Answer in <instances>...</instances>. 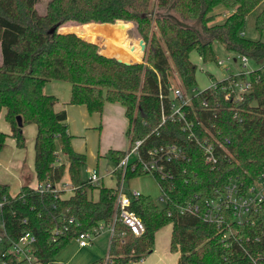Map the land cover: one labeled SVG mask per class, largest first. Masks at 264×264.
I'll use <instances>...</instances> for the list:
<instances>
[{"label": "trees", "instance_id": "16d2710c", "mask_svg": "<svg viewBox=\"0 0 264 264\" xmlns=\"http://www.w3.org/2000/svg\"><path fill=\"white\" fill-rule=\"evenodd\" d=\"M38 1L0 0V114L5 111L11 126V134L0 129V150L6 146L8 136L15 138L19 148H25L23 127L35 124L37 179L53 183L67 179L74 189L68 197H55L23 184L11 199L10 185L0 183V199L10 198L5 213L12 235L33 231L37 256L53 262L80 232L100 222H110L117 210V187L81 180L80 168L86 154L72 144L74 136L69 131L66 110H56L57 97L44 92L47 81L61 80L71 84L69 103L84 104L90 113H101L106 102L121 103L128 119L130 145L145 138L142 151L176 144L186 152L184 159H175L168 165L173 178L162 180L154 174L162 185L172 186L165 206L149 194L131 197L129 209L142 219L146 231L138 237L117 222L108 249L111 264H129L152 252L157 231L168 224H172L170 249L180 253L178 264H252L245 248L253 253L264 250V203L244 224L233 221L228 213L223 228L229 225L234 231L228 245L221 240L215 223L204 220L201 214H179L177 207L194 193L201 198L213 197L232 179L250 186L264 174V71L255 69L250 73L253 87L241 101L225 99L220 87L215 97L206 90L193 96L185 107L190 119L203 120L204 124L197 127L201 137L207 134L203 133L207 126L213 131L221 130L222 139H230L228 151H219L215 168L205 163L200 147L188 139L179 121L168 119L160 124L162 105L166 112L170 111L173 80L178 79L185 91L197 86V66L190 59L193 50L199 52L203 62H215L218 57L213 43L217 41L228 51L245 54L258 63L264 61V41L241 34L246 17L264 0H49L45 13L38 11ZM154 4L159 10L178 12L185 20H199V28L182 26L168 16L158 15L153 20ZM220 5L231 13L223 22L212 24V12ZM117 20L133 22L144 39L142 62L126 64L116 58L140 59L138 45L129 49L130 56L120 44L105 45L103 53L74 44L76 39L97 48L108 32L130 28L129 24L115 23ZM68 23L84 25L63 26ZM255 23L263 33L264 8ZM109 34L128 37L123 30ZM205 98L212 108L203 107ZM236 111L239 119L234 118ZM18 116L23 126L18 125ZM110 154L119 162L125 151L111 150ZM115 174L119 184L122 178L125 181L149 173L129 166L124 173L116 169ZM95 188L99 189L97 200L90 196ZM62 212L75 221L68 222V230L52 240L57 215ZM25 217L27 224L22 222ZM103 260L89 264H102Z\"/></svg>", "mask_w": 264, "mask_h": 264}, {"label": "built area", "instance_id": "2783aa9c", "mask_svg": "<svg viewBox=\"0 0 264 264\" xmlns=\"http://www.w3.org/2000/svg\"><path fill=\"white\" fill-rule=\"evenodd\" d=\"M242 35L244 32L241 33ZM202 58V57H201ZM251 58L245 54L230 53L227 56L229 61H240L241 69H237L227 76L218 79L210 80L209 84L203 89L192 88L185 91L180 85L170 86V111L166 112L165 107L162 105V125L166 120H177L181 123L182 129L187 133L190 141L197 144L201 151L202 156L210 167L215 168L220 160V150H226L227 145L230 144V139H222L221 130L213 131L211 128L205 126L203 133L200 136V131L197 127L203 125V120L197 118L196 120L188 117L186 106L191 103L192 97L202 94L204 91H210V94L215 97L216 91L221 87L224 92L225 99H235L241 101L244 99L245 94L252 90L253 80L249 77L250 73L257 70L264 71V61L260 62L256 68L248 65ZM218 65H223L225 61L217 58L215 61ZM210 76H214L210 73ZM257 81V80H256ZM189 92V93H188ZM162 98V94H160ZM215 106H219V101H215ZM204 108L209 109L210 101L205 98L202 102ZM240 115L236 111L234 118L239 119ZM215 127V124H212ZM209 135V136H206ZM145 138H139L125 151L124 157L117 163L116 169L122 170L124 173L129 166L132 169L140 167L144 172H148L154 178V174L160 175L162 180L171 179L173 175L168 165L175 159H184L186 157L185 150L176 144H167L150 147L146 150H141ZM115 169V170H116ZM115 170L113 173H115ZM102 177L97 169H91L89 181L92 184H99ZM156 179V178H155ZM160 189V199L167 202L168 190L172 187L162 185L157 180ZM32 189L38 191L40 194L53 193L55 197H68L73 192V185L68 181L62 180L53 183L51 180L39 181L34 185H29ZM169 188V189H168ZM118 197H117V210L113 215L110 222H100L97 226L89 230H84L79 233L73 241L79 248L91 246L98 236L103 232H109L110 241L115 233V224L121 222L125 224L135 236H141L145 233L146 228L142 219L131 209V197H138L142 193L138 190H131L130 192L124 191V180L118 184ZM69 193V194H68ZM17 194L10 195L11 199L15 198ZM9 197L4 196L0 199V264H52V261L45 262L41 260L36 254L37 237L31 230L19 232L17 237L12 235L8 225L7 216L5 213V205ZM264 203V174H261L256 182L250 186H245L237 179H232L224 186L223 190H217L216 195L209 198H201L200 194L194 193L184 204L177 207L179 214H201L203 219L215 223L220 228L221 240L228 245V238L234 233L232 228L226 223L228 213H231L232 220L244 224L248 222L253 212L259 210L260 206ZM69 211V209H67ZM16 215V212H13ZM172 213L169 212V215ZM57 225L52 232V240L64 234L68 230V222H74L73 216H67L66 212L57 215ZM22 222L27 224L28 218L22 219ZM13 229V228H12ZM110 244V243H109ZM246 253L251 257L252 264H264V250L251 252L245 248ZM137 261H131L129 264H137ZM112 261L108 254L103 260L102 264H111Z\"/></svg>", "mask_w": 264, "mask_h": 264}, {"label": "rangeland", "instance_id": "374dc122", "mask_svg": "<svg viewBox=\"0 0 264 264\" xmlns=\"http://www.w3.org/2000/svg\"><path fill=\"white\" fill-rule=\"evenodd\" d=\"M49 0H39L38 4L36 5L38 11L40 13H45L46 11V6L47 2ZM264 8V2H262L260 5H258L249 15L246 17L245 24H244V33L247 38L250 39H261L264 41V31L263 33L259 32L256 28V17L258 13ZM152 18L154 20L155 16H168L172 18L174 21L178 22L182 26H188L194 29L199 28V20H185L182 18L178 12L167 9V10H159L157 7H152ZM228 10L224 8V6H217L212 14L214 15V20L211 22L213 23H221L224 21L226 15L228 14ZM117 22H120L122 24H129L130 28L127 30V36L130 38L129 41L130 43H127L129 46L133 45H138L139 49L141 51V60L139 61H134V60H128L129 62H142L143 61V56L145 51H142V48L139 44V40L142 39L138 33L136 32V29L134 27L133 22H125L122 20H119ZM115 22V23H117ZM99 24V23H97ZM114 24V23H112ZM84 24H78V23H68L63 26H81ZM111 25V24H110ZM109 25V26H110ZM152 25H156L155 22H152ZM62 27V26H61ZM60 27V28H61ZM59 28V29H60ZM58 29V31H59ZM117 30V29H115ZM124 30V29H121ZM126 31V30H125ZM107 35V34H106ZM106 37V36H105ZM112 35L108 34V38L110 39ZM74 40V44L80 47L84 48H89L92 50H97L101 53L103 49H105V43L102 42L99 47H95L93 45H89L88 43L76 40ZM144 40V39H143ZM105 41V40H103ZM128 41V40H127ZM120 44L122 46H126V40L120 39L119 40ZM114 44V45H116ZM112 45V46H114ZM108 46V45H107ZM215 52L217 54V57L219 59H223L225 63L223 65H218L216 62H203L202 58L200 57V54L197 50H193L190 54V59L192 62L197 66V71H196V83L197 89H203L205 88L210 80L218 79L223 76H227L230 73L234 72L237 69H241V64L240 61H229L227 60V56L232 53L231 51H228L225 49V47L220 44L217 41H214L213 43ZM126 48V47H125ZM127 50V49H126ZM128 53V51H127ZM107 56H112L116 57L113 55H107ZM118 58V57H116ZM127 61V60H125ZM248 65L250 67L256 68L259 63L253 59L249 60ZM210 73H212L214 76H210ZM178 79L175 78L173 80V85H179L178 84ZM189 93V92H188ZM2 120L0 118V124L2 123ZM24 127H26L24 129ZM23 127V133L26 138V147L25 149H21V154H22V162H14L13 165H15V169L13 170V173L11 171H8L5 169V166L8 165V163H2L0 164V182L3 183H8L12 185V188L10 190L11 195H15L18 193V186L17 182H15L13 178V174L17 173L18 177L22 180L23 183H36V174L34 170V156H35V150H34V143H35V136L37 133L36 125L34 124H26ZM3 150V149H2ZM0 150V152L2 151ZM6 150V149H5ZM85 153V152H84ZM86 154V161L84 164H82L80 168V177L81 180L83 181H88L89 176H90V171L91 169H97L100 176H107L108 174H111L117 167V163L112 157L111 154L108 153L106 155V158L100 157L97 161V157L94 159L91 157L90 154ZM23 164V166H22ZM19 165V166H18ZM11 167V166H10ZM67 177V176H66ZM67 180V179H65ZM16 183V184H15ZM104 183L105 186H116L118 187V180L116 177L111 178H105L104 181H100V184ZM99 185V184H98ZM131 190H138L142 192L143 194H149L155 200L158 202L160 206H165L166 202L162 199H160V189L158 186V183L156 179L151 175V174H144L140 175L137 177H134L129 180L124 181V191L128 192ZM99 196V189L96 188L93 193V197L96 199ZM171 224H168L158 230L156 234V241H155V246L157 249H160V253L164 252V257L160 264L168 263V264H174V260L177 257L176 252H172L169 249V236L171 232ZM107 242H104L102 245L101 243V238L99 240H96L93 245L85 247V248H80L77 246V244L72 240L56 257L55 260L53 261L52 264H86L87 262H90L92 260H98L101 258H105L107 254ZM152 253V252H150ZM149 253V254H150ZM149 254H146L147 256ZM153 256H157L156 254Z\"/></svg>", "mask_w": 264, "mask_h": 264}, {"label": "crops", "instance_id": "0c3cea01", "mask_svg": "<svg viewBox=\"0 0 264 264\" xmlns=\"http://www.w3.org/2000/svg\"><path fill=\"white\" fill-rule=\"evenodd\" d=\"M230 13L231 12H229L226 16H228ZM118 30H121V29L108 32L106 37L104 38L105 41L103 42L108 46H112L116 43H120L119 40L124 39V38L118 34H113L110 39H107L109 33H114L115 31H118ZM125 32L127 33V31ZM129 39L130 38L127 37L124 40H126L125 47L128 51V54L130 55L129 49L133 47L134 45L129 46L127 44V43H130ZM140 54H141V51H140ZM131 57L134 60H138V61L141 60V58L137 59L133 56ZM1 60H2V55H1V50H0V62ZM44 92L47 94L55 95L57 97V103L55 104L56 110L58 111L62 109L66 110L69 131L74 136L72 139V144L75 150L79 152H83V153L84 152L88 153L91 155L93 159L97 157V161H98L100 157L106 158V155L110 153L111 150L126 151L129 148L130 139L126 133L128 129V119L125 115V107L121 103L106 102L104 105V109L101 113L100 112L90 113L88 111V108L84 104L75 105V104L69 103L70 95H71V84L67 81H61V80L47 81L46 84L44 85ZM0 118L3 119L2 123L0 124V129L7 134H11V126L5 119V111H2V113L0 114ZM25 128L26 127H24V129ZM36 129H37V126H36ZM21 149H25V148H19L16 144L15 138L11 136L7 137L6 146L0 152V164L1 162L8 163L11 167L6 165L5 169L8 171H11V173H13L12 169H15V165H13L14 162H22ZM34 159H35V156H34ZM13 175H14L13 178L15 182H17L18 192L23 184L34 185L32 183H23L22 180L18 177L17 173H14ZM101 177H102L101 179L102 182L104 181L105 178L112 179L113 177H116L118 180L117 175L113 172L111 174H108L106 177L105 176H101ZM37 180L38 179L36 177V182ZM0 183H3V182H0ZM4 184H8V183H4ZM110 187H116V186H110ZM11 188H12V185H10V190ZM94 190L91 191L90 196L94 200H97L99 196L96 199L93 197ZM171 233H172V226H171V232L169 236V249H170V242H171ZM99 238H101L102 245L104 244V242H107L106 249H107V254H108L109 243H110L109 242L110 241L109 232L107 231L103 232L100 236L95 238L94 242L96 240H99ZM159 250L160 249L153 247L152 253H150L148 256L145 255L144 257H142V260L139 261L137 264H160V262L163 259H165L164 257L165 255H164V252L160 253ZM176 253L178 254H177L176 259L174 260V264H178V260L180 256L179 252H176ZM155 254L157 256H153ZM96 260H92L90 262H87L86 264H89ZM164 264H168V263H164Z\"/></svg>", "mask_w": 264, "mask_h": 264}, {"label": "water", "instance_id": "95a60500", "mask_svg": "<svg viewBox=\"0 0 264 264\" xmlns=\"http://www.w3.org/2000/svg\"><path fill=\"white\" fill-rule=\"evenodd\" d=\"M117 21H119V20H117ZM116 21V22H117ZM139 44H140V46H141V48H142V51L144 52L145 51V49H146V43H145V41L143 40V39H140L139 40ZM118 60H120V61H124L126 64H130L131 62H129V61H125V60H122V59H120V58H117ZM17 121H18V125L19 126H23V121H22V117L21 116H18L17 117Z\"/></svg>", "mask_w": 264, "mask_h": 264}]
</instances>
